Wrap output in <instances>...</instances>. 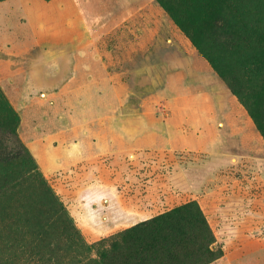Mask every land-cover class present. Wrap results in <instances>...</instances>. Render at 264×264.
I'll return each instance as SVG.
<instances>
[{"label":"rangeland","instance_id":"obj_1","mask_svg":"<svg viewBox=\"0 0 264 264\" xmlns=\"http://www.w3.org/2000/svg\"><path fill=\"white\" fill-rule=\"evenodd\" d=\"M52 1L0 11L50 8L0 26V154L30 152L89 243L196 200L210 264H264V0H219L247 11L233 38L200 22L251 109L160 0ZM32 165L0 161V212L25 203Z\"/></svg>","mask_w":264,"mask_h":264},{"label":"trees","instance_id":"obj_2","mask_svg":"<svg viewBox=\"0 0 264 264\" xmlns=\"http://www.w3.org/2000/svg\"><path fill=\"white\" fill-rule=\"evenodd\" d=\"M160 2L251 109L252 95L234 81L232 72L229 74L206 45L205 30L200 24L204 22L213 32L233 38L239 32L237 27L248 24L246 9L238 2L230 5L207 0L202 10L195 14L184 11L183 15L171 0ZM253 113L261 118L259 113ZM3 142L0 140V149ZM22 156L34 163L31 172L35 183L19 209L13 211L11 205L0 212V264H210L222 255L208 218L196 200L138 221L110 238L89 243L30 152L20 148L0 154V161Z\"/></svg>","mask_w":264,"mask_h":264},{"label":"crops","instance_id":"obj_3","mask_svg":"<svg viewBox=\"0 0 264 264\" xmlns=\"http://www.w3.org/2000/svg\"><path fill=\"white\" fill-rule=\"evenodd\" d=\"M14 1H17V0H1L0 1V11L1 10H5L3 9L2 7H5V4L6 3H11V2H14ZM55 1L57 0H54V2L52 1L51 3L55 4ZM43 3V2H42ZM52 4V5H53ZM43 5V9L41 12L37 13V14H32V13H29L27 11H30L32 9V6H30L25 12L27 13H17L11 9H8L5 13H3V15L0 14V26L1 25H4L6 23V21H9L10 24H14V25H19V22L18 23H15L14 21H20L21 19V16H24L25 17V20H31L32 22L33 21H36L38 19H42L43 16L46 14V12H48V10H50L49 6H46L44 3L42 4ZM37 11V8L35 9ZM10 17H7L6 16V13L7 12H10ZM35 24V23H34Z\"/></svg>","mask_w":264,"mask_h":264}]
</instances>
